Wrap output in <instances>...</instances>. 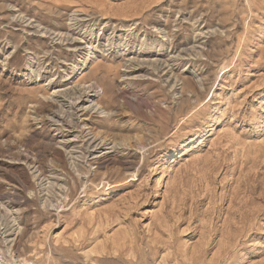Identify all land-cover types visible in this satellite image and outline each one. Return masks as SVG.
Segmentation results:
<instances>
[{
  "label": "rangeland",
  "instance_id": "1",
  "mask_svg": "<svg viewBox=\"0 0 264 264\" xmlns=\"http://www.w3.org/2000/svg\"><path fill=\"white\" fill-rule=\"evenodd\" d=\"M26 263L264 264V0H0V264Z\"/></svg>",
  "mask_w": 264,
  "mask_h": 264
},
{
  "label": "bare ground",
  "instance_id": "2",
  "mask_svg": "<svg viewBox=\"0 0 264 264\" xmlns=\"http://www.w3.org/2000/svg\"><path fill=\"white\" fill-rule=\"evenodd\" d=\"M215 123H216V122H215ZM189 139H190L191 141H189L188 143H191V142H193V141L196 140V136H192V137H190ZM189 139H188V140H189ZM188 143H186L185 145H187ZM165 157H166V155L163 156L162 158H160V160L163 161Z\"/></svg>",
  "mask_w": 264,
  "mask_h": 264
},
{
  "label": "built area",
  "instance_id": "3",
  "mask_svg": "<svg viewBox=\"0 0 264 264\" xmlns=\"http://www.w3.org/2000/svg\"><path fill=\"white\" fill-rule=\"evenodd\" d=\"M26 264H30V263H26Z\"/></svg>",
  "mask_w": 264,
  "mask_h": 264
}]
</instances>
